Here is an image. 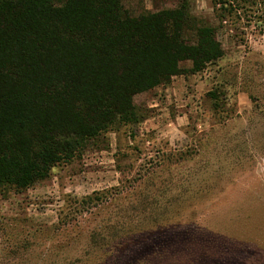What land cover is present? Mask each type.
<instances>
[{
	"label": "rangeland",
	"instance_id": "374dc122",
	"mask_svg": "<svg viewBox=\"0 0 264 264\" xmlns=\"http://www.w3.org/2000/svg\"><path fill=\"white\" fill-rule=\"evenodd\" d=\"M186 3L223 56L136 94L135 122L44 180L2 189L0 264H264V0Z\"/></svg>",
	"mask_w": 264,
	"mask_h": 264
},
{
	"label": "trees",
	"instance_id": "16d2710c",
	"mask_svg": "<svg viewBox=\"0 0 264 264\" xmlns=\"http://www.w3.org/2000/svg\"><path fill=\"white\" fill-rule=\"evenodd\" d=\"M122 1L0 0V191L44 180L114 123L135 122L136 94L223 56L186 0L138 15Z\"/></svg>",
	"mask_w": 264,
	"mask_h": 264
},
{
	"label": "crops",
	"instance_id": "0c3cea01",
	"mask_svg": "<svg viewBox=\"0 0 264 264\" xmlns=\"http://www.w3.org/2000/svg\"><path fill=\"white\" fill-rule=\"evenodd\" d=\"M177 76H175V78H176ZM174 78V77H173ZM186 80H188V79H185V78H183V81L185 82ZM175 83H180L181 81H180V79H178V80H176V81H174ZM173 82V83H174ZM179 90H182V87L180 86L179 88H178ZM174 91H175V89H174ZM176 94H178V93H176Z\"/></svg>",
	"mask_w": 264,
	"mask_h": 264
}]
</instances>
